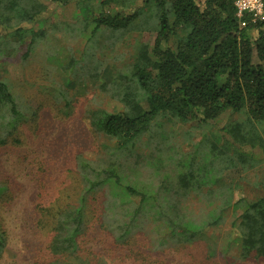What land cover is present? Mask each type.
I'll list each match as a JSON object with an SVG mask.
<instances>
[{"label": "trees", "instance_id": "1", "mask_svg": "<svg viewBox=\"0 0 264 264\" xmlns=\"http://www.w3.org/2000/svg\"><path fill=\"white\" fill-rule=\"evenodd\" d=\"M48 1L57 6L73 4L81 12L96 11L89 39L98 32L128 30L153 32L154 38L151 46L136 43L121 97L117 74L114 95L122 108L90 113V125L115 144L105 146L99 158L76 155L74 205L52 214L55 221L46 249L53 258L46 264H88L80 255L79 241L88 217L93 218L95 199L100 204L99 225L116 244L129 243L140 234L153 247L203 239L229 207L238 206L241 210L230 221L222 253L240 261L264 260V195L233 202L232 192L225 198V193L214 191L216 185H223L220 176L227 169L242 172L262 160L253 150L258 146L264 153L263 139L254 130L264 122V16L238 17L232 0ZM46 10L40 0H0V27L11 28V19L35 22ZM9 35L19 45L31 35L24 45L25 58L40 32L19 27ZM76 62L70 58L65 68ZM227 110L243 115L251 129L241 132L244 122L227 125L219 136L220 144L197 145L192 152L173 158L170 169L157 159L147 175L132 173L117 155L130 149L159 117L204 126ZM24 112L19 98L0 79V148L20 143L18 127L28 118ZM189 192L209 207L200 220L183 204ZM7 193L8 187L0 183V202ZM6 244L0 224V259Z\"/></svg>", "mask_w": 264, "mask_h": 264}, {"label": "rangeland", "instance_id": "2", "mask_svg": "<svg viewBox=\"0 0 264 264\" xmlns=\"http://www.w3.org/2000/svg\"><path fill=\"white\" fill-rule=\"evenodd\" d=\"M40 1L47 10L40 12L35 22L11 19V28L0 27V79L19 98L24 115L28 116L18 127L20 143L0 148V183L8 187L0 202V224L7 236L0 264H46L52 260L46 249L51 223L55 221L52 214L73 204L71 194L77 190L73 180L76 155L99 158L105 146L115 144L90 125V113L122 108L114 95L117 74L120 73L121 97L136 43L151 46L154 38L153 32L128 30L120 34L98 32L89 39L96 11L87 8L81 12L73 4L57 6L48 0ZM19 27L40 32L25 58L24 45L31 35L23 39V45L9 35ZM72 57L77 62L73 69H66ZM244 119L229 110L204 126L159 117L130 149L117 155L132 173L147 175L157 159L170 169L173 158L192 152L197 145H210L211 141L220 144L219 136L227 125L244 122L241 132L250 130ZM254 130L264 142V122ZM225 135L230 139L229 134ZM253 152L261 162L242 172H237V168L224 171L220 176L223 185H216V193H225L226 198L232 192L233 202L264 195V153L258 146ZM199 199L195 192H189L183 200L186 210L198 220L209 209ZM99 205L95 199L93 218L88 217L79 241L80 255L88 264H264V260L240 261L222 253L230 221L241 210L238 206L229 207L221 222L209 229L203 239L153 247L140 234L129 243L116 244L99 225Z\"/></svg>", "mask_w": 264, "mask_h": 264}, {"label": "built area", "instance_id": "3", "mask_svg": "<svg viewBox=\"0 0 264 264\" xmlns=\"http://www.w3.org/2000/svg\"><path fill=\"white\" fill-rule=\"evenodd\" d=\"M232 2L238 17L243 14L258 18L264 16V0H232Z\"/></svg>", "mask_w": 264, "mask_h": 264}]
</instances>
